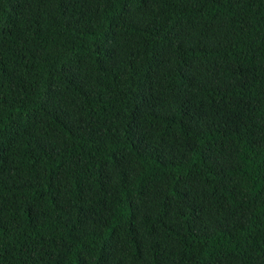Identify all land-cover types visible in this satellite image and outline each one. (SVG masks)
I'll return each instance as SVG.
<instances>
[{
    "label": "trees",
    "instance_id": "16d2710c",
    "mask_svg": "<svg viewBox=\"0 0 264 264\" xmlns=\"http://www.w3.org/2000/svg\"><path fill=\"white\" fill-rule=\"evenodd\" d=\"M0 264H264V0H0Z\"/></svg>",
    "mask_w": 264,
    "mask_h": 264
}]
</instances>
